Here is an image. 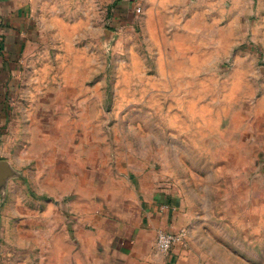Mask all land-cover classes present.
<instances>
[{"label": "crops", "instance_id": "1", "mask_svg": "<svg viewBox=\"0 0 264 264\" xmlns=\"http://www.w3.org/2000/svg\"><path fill=\"white\" fill-rule=\"evenodd\" d=\"M108 1L115 2L117 23L140 24L152 59L147 78L162 86L146 95L165 98L167 119L176 115L195 134L208 98L215 114L210 137L220 146L217 153H225L218 159L232 160L236 150L244 160L264 161V0H0L4 143L37 144L49 141L51 128H88L83 121H58L51 114L104 107L103 89L70 90L67 83L74 78L57 64L63 52L65 64L71 63L73 50L88 39ZM137 6L142 18L135 14ZM104 142L68 136L56 152L37 158L45 161L38 177L48 176L37 188L39 195L34 193L40 204L39 212L33 211L39 220L38 263L175 264L173 250L156 247L157 232L186 229L193 216L151 172L121 166V155L107 154ZM2 160L13 170L8 194L9 183L22 174ZM24 203L18 201V208L31 215ZM62 205L74 220L62 215Z\"/></svg>", "mask_w": 264, "mask_h": 264}, {"label": "rangeland", "instance_id": "2", "mask_svg": "<svg viewBox=\"0 0 264 264\" xmlns=\"http://www.w3.org/2000/svg\"><path fill=\"white\" fill-rule=\"evenodd\" d=\"M114 3L102 7L88 39L73 50L71 63L65 64L63 52L57 64L60 72L74 78L67 83L70 90L105 91L103 108L51 114L54 120L83 121L89 127L51 128L54 135L49 141L37 144H5L0 134V159L10 160L22 174L9 183L8 194L0 182V264H39L35 255L40 241L34 232L39 220L33 211L39 212L40 204L34 193L39 195L37 188L48 176L38 177V166L45 161L37 158L56 152L65 137L81 135L103 138L107 154L121 155V166L151 172L157 184L174 195L176 204L193 216L184 241L172 249L175 264H264V161L244 160L245 154L236 150L234 159H218L225 153H217L220 146L210 137L215 114L208 98H203L202 128L195 134L183 128L176 115L167 119L165 98L160 93L146 95L162 86L147 78L146 72L153 71L152 59L147 57L140 24L117 23ZM182 135L191 139L183 140ZM22 200L31 215L21 213L17 202ZM59 211L74 220L63 205Z\"/></svg>", "mask_w": 264, "mask_h": 264}, {"label": "built area", "instance_id": "3", "mask_svg": "<svg viewBox=\"0 0 264 264\" xmlns=\"http://www.w3.org/2000/svg\"><path fill=\"white\" fill-rule=\"evenodd\" d=\"M135 11L140 14L142 12L141 7L137 6ZM186 234L187 231L185 228L175 232L159 230L155 240L156 247L161 251L172 250L175 246L181 244L184 241Z\"/></svg>", "mask_w": 264, "mask_h": 264}, {"label": "water", "instance_id": "4", "mask_svg": "<svg viewBox=\"0 0 264 264\" xmlns=\"http://www.w3.org/2000/svg\"><path fill=\"white\" fill-rule=\"evenodd\" d=\"M13 175V170L6 160L0 159V182L6 186L7 179ZM5 184V185H4Z\"/></svg>", "mask_w": 264, "mask_h": 264}]
</instances>
